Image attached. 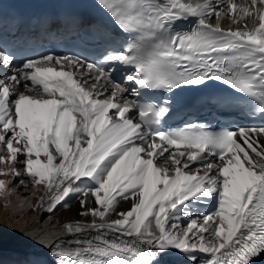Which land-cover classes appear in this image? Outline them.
<instances>
[{"label":"snow or ice","instance_id":"obj_1","mask_svg":"<svg viewBox=\"0 0 264 264\" xmlns=\"http://www.w3.org/2000/svg\"><path fill=\"white\" fill-rule=\"evenodd\" d=\"M97 3L130 38L98 63L50 52L17 64L0 46L5 209L13 195L53 215L78 199V215L92 218L57 231L39 219L32 229L9 224L53 258L34 252L16 264H166L177 254L182 264H255L264 256V126L166 130L170 104L157 93L221 82L264 117V0ZM189 20L188 30L178 27ZM44 23L82 25L78 17ZM18 188L44 191L33 204ZM201 200L212 211L188 216ZM121 201L130 208L118 210Z\"/></svg>","mask_w":264,"mask_h":264},{"label":"bare ground","instance_id":"obj_2","mask_svg":"<svg viewBox=\"0 0 264 264\" xmlns=\"http://www.w3.org/2000/svg\"><path fill=\"white\" fill-rule=\"evenodd\" d=\"M214 19V18H213ZM22 197H28V199L35 204L37 202L38 196L44 191L41 188L36 195H31L30 192L21 191ZM12 203L8 209H5V201L0 199V235H2L3 248L2 253H0V261L3 264H16L17 261L32 258V253L39 252L40 258L45 261H50L53 258L48 257L43 249H38L35 245L31 244L29 241L24 239L18 233L10 232L8 230V225L11 224L13 227H23L26 229H32L33 225L36 223L37 219L45 216L40 222L41 229H48L50 231H57L63 223L75 220H81L82 222H90L91 217H80L78 212L80 210L78 199H73L70 201L71 209H59L54 215L46 212L37 213L31 209H28L24 201L13 195L11 198ZM24 204V214L15 220L12 217L13 210L19 212L21 205ZM131 206V201H121L118 205V210L123 211L129 209ZM193 211H192V210ZM198 213L195 208H190L187 212L188 216H195ZM112 218H115L114 216ZM187 222V221H185ZM34 231H39V229H34ZM64 239H71L70 236H65L63 233H59ZM204 255V254H202ZM166 263L170 264H182V257L177 255L170 256L166 258Z\"/></svg>","mask_w":264,"mask_h":264},{"label":"rangeland","instance_id":"obj_3","mask_svg":"<svg viewBox=\"0 0 264 264\" xmlns=\"http://www.w3.org/2000/svg\"><path fill=\"white\" fill-rule=\"evenodd\" d=\"M45 216H42L41 218H39L40 222L44 219Z\"/></svg>","mask_w":264,"mask_h":264}]
</instances>
